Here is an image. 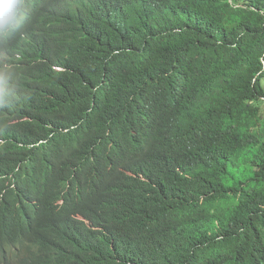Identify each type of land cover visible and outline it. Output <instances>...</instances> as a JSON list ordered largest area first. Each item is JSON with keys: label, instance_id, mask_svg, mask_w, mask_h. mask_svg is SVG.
Listing matches in <instances>:
<instances>
[{"label": "trees", "instance_id": "obj_1", "mask_svg": "<svg viewBox=\"0 0 264 264\" xmlns=\"http://www.w3.org/2000/svg\"><path fill=\"white\" fill-rule=\"evenodd\" d=\"M19 29L0 41V142L45 127L109 159L82 219L34 226L32 258L264 264V0H29ZM146 97L165 98L153 132L116 117ZM71 108L123 141L74 131Z\"/></svg>", "mask_w": 264, "mask_h": 264}, {"label": "clouds", "instance_id": "obj_2", "mask_svg": "<svg viewBox=\"0 0 264 264\" xmlns=\"http://www.w3.org/2000/svg\"><path fill=\"white\" fill-rule=\"evenodd\" d=\"M28 1L0 0V41L20 31L28 16ZM9 84L0 74V91ZM104 88L105 85H100L97 89ZM163 99L135 100L134 105L117 107L116 117L125 116L153 132L151 121L156 118L157 105L164 102ZM173 107L169 113L163 110L164 119L175 117L171 114ZM67 112L70 126L73 130L77 128L78 133L103 137L110 145L113 140L116 143L123 141L124 129L120 128L116 117L111 125H105L94 119L96 114H88L86 110L71 108ZM171 121L175 122L174 130L178 131L180 119L175 117ZM29 129L34 133L23 138L19 128H9L14 137L10 136L6 143L0 142V264H39L30 256L37 249L35 234L38 232L34 226H67L82 219L86 211L83 196L86 192L95 196L100 174L109 160L92 154L89 148L80 147L68 133L45 127L38 129V126ZM176 135H169V138ZM61 137L74 140L64 141ZM113 150L115 148L111 147ZM116 168L111 179L112 188L116 193H122L120 172L130 170L120 164ZM71 229L56 233V236H65ZM52 259L55 264H65L58 261V253H52Z\"/></svg>", "mask_w": 264, "mask_h": 264}, {"label": "bare ground", "instance_id": "obj_3", "mask_svg": "<svg viewBox=\"0 0 264 264\" xmlns=\"http://www.w3.org/2000/svg\"><path fill=\"white\" fill-rule=\"evenodd\" d=\"M77 129V128H76ZM76 129L74 130V131H76ZM69 139H67V140H64V141H68Z\"/></svg>", "mask_w": 264, "mask_h": 264}]
</instances>
